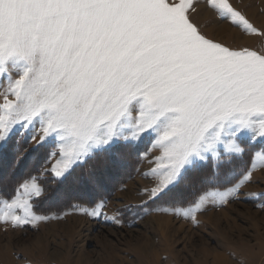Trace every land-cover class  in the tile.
Here are the masks:
<instances>
[{
	"label": "snow or ice",
	"instance_id": "obj_1",
	"mask_svg": "<svg viewBox=\"0 0 264 264\" xmlns=\"http://www.w3.org/2000/svg\"><path fill=\"white\" fill-rule=\"evenodd\" d=\"M207 3L219 19L264 37L230 0ZM192 6L193 0H0V170L25 159L14 135L27 132L32 152L59 148L52 171L60 183L100 153L118 166L151 139L161 154L151 170L157 182L146 190L150 200L169 196L209 161L214 171L206 179L231 173V187L205 191L175 211L195 219L209 198H237L257 164L237 176L235 157L264 145V51L207 38L190 19ZM255 157L264 168V148ZM44 191L35 177L20 183L11 200L0 199V221L16 227L47 219L30 202ZM248 195L264 199V192Z\"/></svg>",
	"mask_w": 264,
	"mask_h": 264
},
{
	"label": "rangeland",
	"instance_id": "obj_2",
	"mask_svg": "<svg viewBox=\"0 0 264 264\" xmlns=\"http://www.w3.org/2000/svg\"><path fill=\"white\" fill-rule=\"evenodd\" d=\"M230 2L264 29V0ZM189 15L209 39L232 48L264 51V37L219 19L207 0H193ZM30 135H14V146L25 159L15 169L0 170V190H8L4 194L8 196L0 199L11 200L20 183L35 177L45 191L30 201L32 210L47 219L16 227L0 221V264H264V207L260 206L264 199L248 195L264 192V168L255 157L264 145L254 143L235 157L232 168L237 176L252 169L254 159L257 164L252 182L242 187L237 198L227 203L209 198L193 219L175 209L190 208L205 191L231 187V173L212 183L206 179L214 171L211 161L205 164L210 170L203 173V185L208 187L185 198L181 192L186 181L172 196L153 202L146 190L157 182L151 170L161 153L151 139H145L138 143L127 169L122 163L112 170L99 167L90 181L79 180L75 173L73 181L57 190L60 178L52 169L61 158L60 150L49 146L32 152L35 141L29 140ZM99 155L91 160L102 161ZM100 204L98 215L87 214Z\"/></svg>",
	"mask_w": 264,
	"mask_h": 264
},
{
	"label": "trees",
	"instance_id": "obj_3",
	"mask_svg": "<svg viewBox=\"0 0 264 264\" xmlns=\"http://www.w3.org/2000/svg\"><path fill=\"white\" fill-rule=\"evenodd\" d=\"M133 152L134 151H132L131 153H127V154L124 155L123 162H122V166H121L122 168L127 169L128 167H130L133 164V154H134ZM97 159L98 160H102V161H100V162L98 161L97 162V161L89 160L86 164H83L82 166H76L74 168V170L72 171V175L67 180L63 181L62 183L59 182L58 185H56V188L55 189H57V188L60 189L62 185H65L66 183H68L70 181H73V177H75V175H74L75 173L77 174V177L79 178V180L81 178L82 179L84 178L85 180L86 179L89 180V178L92 179V177L94 176V174H96L95 171L99 167H102L103 168L104 166H108L107 167L108 170H112L113 168L119 167V166H116V165H112L107 160V157L104 154L99 155L97 157ZM102 162H104L105 165H102L103 164ZM206 169H207V166L205 165L198 172L193 173V174H191L189 176V180L187 182V186L186 187H182L183 188V190L181 192L182 196L185 195V198H187V196H190L191 195V192H194L195 193L196 191H201V190L205 189L206 187H208L207 185H206V187L203 185V183L205 182L204 181V177H203V173H205V172H207V171L210 170V169H208V170H206ZM92 174H93V176H92ZM190 177H192V178H190ZM202 177H203V181H202ZM5 192H8V190H0V195H2L3 197H7L8 194L7 195H4ZM169 196H172V195H169ZM169 196H167V197H169ZM181 199H184V198L181 197Z\"/></svg>",
	"mask_w": 264,
	"mask_h": 264
},
{
	"label": "bare ground",
	"instance_id": "obj_4",
	"mask_svg": "<svg viewBox=\"0 0 264 264\" xmlns=\"http://www.w3.org/2000/svg\"><path fill=\"white\" fill-rule=\"evenodd\" d=\"M219 255V254H218ZM217 257V256H216ZM117 259V258H116ZM222 259H224L223 257H222ZM216 260V259H215ZM119 262H121V261H119Z\"/></svg>",
	"mask_w": 264,
	"mask_h": 264
}]
</instances>
